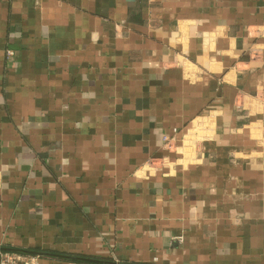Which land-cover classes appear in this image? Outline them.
<instances>
[{"label":"crops","instance_id":"crops-1","mask_svg":"<svg viewBox=\"0 0 264 264\" xmlns=\"http://www.w3.org/2000/svg\"><path fill=\"white\" fill-rule=\"evenodd\" d=\"M0 246L264 264V0H0Z\"/></svg>","mask_w":264,"mask_h":264},{"label":"built area","instance_id":"built-area-1","mask_svg":"<svg viewBox=\"0 0 264 264\" xmlns=\"http://www.w3.org/2000/svg\"><path fill=\"white\" fill-rule=\"evenodd\" d=\"M7 55H13L12 50L7 51ZM176 131V129L174 130ZM174 137L169 135L163 136L164 145L166 148L171 149L174 145ZM152 160H149L151 162ZM153 162V161H152ZM0 264H39L35 256H21L16 253L2 252L0 253Z\"/></svg>","mask_w":264,"mask_h":264},{"label":"water","instance_id":"water-1","mask_svg":"<svg viewBox=\"0 0 264 264\" xmlns=\"http://www.w3.org/2000/svg\"><path fill=\"white\" fill-rule=\"evenodd\" d=\"M0 250L4 252H11L16 254H24V255H32V256H53V257H59V258H70V259H76V260H86V261H92V262H98V263H105V264H130V263H122L117 261H102L98 259L93 258H84L80 256H73V255H66V254H59L54 252H48L44 250H34V249H23V248H15V247H3L0 246Z\"/></svg>","mask_w":264,"mask_h":264}]
</instances>
